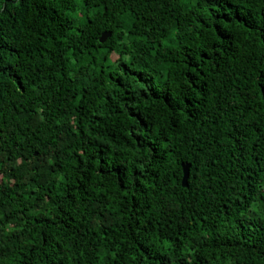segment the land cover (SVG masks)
<instances>
[{
	"label": "trees",
	"instance_id": "obj_1",
	"mask_svg": "<svg viewBox=\"0 0 264 264\" xmlns=\"http://www.w3.org/2000/svg\"><path fill=\"white\" fill-rule=\"evenodd\" d=\"M0 264H264V0H0Z\"/></svg>",
	"mask_w": 264,
	"mask_h": 264
},
{
	"label": "water",
	"instance_id": "obj_2",
	"mask_svg": "<svg viewBox=\"0 0 264 264\" xmlns=\"http://www.w3.org/2000/svg\"><path fill=\"white\" fill-rule=\"evenodd\" d=\"M103 40V38H102ZM188 171H189V164H182V172H183V176H182V185L185 186L187 184V178H188Z\"/></svg>",
	"mask_w": 264,
	"mask_h": 264
}]
</instances>
